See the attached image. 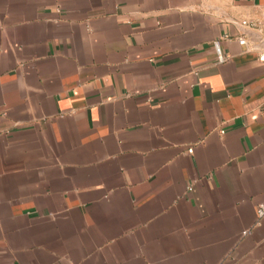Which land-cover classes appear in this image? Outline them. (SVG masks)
Returning <instances> with one entry per match:
<instances>
[{
    "label": "crops",
    "instance_id": "1",
    "mask_svg": "<svg viewBox=\"0 0 264 264\" xmlns=\"http://www.w3.org/2000/svg\"><path fill=\"white\" fill-rule=\"evenodd\" d=\"M261 16L0 0V264H264Z\"/></svg>",
    "mask_w": 264,
    "mask_h": 264
},
{
    "label": "built area",
    "instance_id": "2",
    "mask_svg": "<svg viewBox=\"0 0 264 264\" xmlns=\"http://www.w3.org/2000/svg\"><path fill=\"white\" fill-rule=\"evenodd\" d=\"M238 24L242 28L240 34L236 37L238 43L244 46L246 50L255 53L257 59L264 64V16L241 18L238 20ZM228 38L230 36L224 34L214 40V46L218 56L217 60L219 62L229 58L221 49V40ZM189 151L192 152L193 148H189ZM257 214L259 218L264 216V201L257 205Z\"/></svg>",
    "mask_w": 264,
    "mask_h": 264
}]
</instances>
